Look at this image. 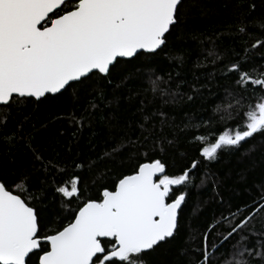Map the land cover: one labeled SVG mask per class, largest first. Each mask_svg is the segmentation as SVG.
<instances>
[{
    "label": "snow or ice",
    "instance_id": "6c2138e0",
    "mask_svg": "<svg viewBox=\"0 0 264 264\" xmlns=\"http://www.w3.org/2000/svg\"><path fill=\"white\" fill-rule=\"evenodd\" d=\"M194 6L195 0H0V264H152L153 253L180 235L193 190L218 184L209 165L225 153H264V0H235L236 23L226 30L239 47L208 50V80L230 82L214 112L187 117L181 128L165 111L194 99L181 91L183 80L153 67ZM174 59L184 62L183 55ZM130 67L141 73L135 93ZM207 86L193 87L194 94L205 99ZM125 99L138 118L110 150L73 156L72 141L96 123L111 124L114 115L106 112ZM60 102H70L69 110L53 116L74 131L63 151L56 139L49 151L37 140L36 114ZM182 142V164L172 171L176 163L170 169L162 157ZM18 154L29 158L23 168L14 166ZM125 155L136 161L130 174L89 195V175L93 185L106 180L111 169L100 165ZM256 187L243 207L205 229L201 243L181 251L191 258L187 264H264V180Z\"/></svg>",
    "mask_w": 264,
    "mask_h": 264
},
{
    "label": "trees",
    "instance_id": "16d2710c",
    "mask_svg": "<svg viewBox=\"0 0 264 264\" xmlns=\"http://www.w3.org/2000/svg\"><path fill=\"white\" fill-rule=\"evenodd\" d=\"M257 3L259 6V0H257ZM195 4L196 6L182 16L180 29L170 36L166 54L156 57L153 64L156 71L163 73L165 77L171 73L174 80H183L181 91L194 95L193 101L165 106V111L170 113L172 122L180 125L181 128V121L187 117L198 119L200 116L211 115L215 108L214 100L217 95L220 97L225 95L222 88L230 83L223 79L208 80L207 72L211 68V64L208 60H205L208 50L213 48L214 45L217 51H221L225 47H239L238 44H233V37L226 30L227 25L236 23L235 0H195ZM222 32L223 35L213 36V34ZM194 33L202 35L199 39H194ZM208 37H213V40H209ZM178 55L184 57L182 65H179L174 59ZM127 72L132 73L130 88L135 93L141 73L131 67ZM177 74L179 75L177 76ZM202 83L208 84L206 88H201L205 99H201L193 92V87L200 88ZM209 91L212 95H208ZM148 95L151 98V93ZM223 103H226V101ZM69 105L70 102H60L53 106H42L36 114L37 140L42 147L48 148L49 151L51 150V142L54 139L60 141L58 146L60 151L64 150V145L71 139V133L74 129L66 121L56 120L53 116L55 112L69 110ZM106 115H114L111 124L96 123L92 129H85L79 140L72 141L73 156L83 154L91 155L94 158L96 154H102L104 151L110 150L109 145L112 144L113 139L118 137L120 133L127 131L129 122L138 118L134 115L130 102L126 99L121 102L118 111L115 113L106 112ZM41 123H47L48 126L41 127ZM61 130H65V135H59ZM165 131L167 132L169 129ZM93 132H95V135L92 134ZM177 134L182 137L184 132L177 130ZM169 138H171V134ZM89 141H91V147ZM257 143H260V141H257ZM176 147L179 149L178 151L173 152L170 150L167 156L162 157V160L167 162L170 169L171 165L174 162L176 163L177 168L171 169L172 171L178 170L182 164L178 157L182 155L187 145L182 142ZM143 151L142 149L141 152ZM44 154L47 155L48 152L46 151ZM149 155L151 156L153 153L149 152ZM137 159L143 160L144 157L141 155ZM28 162V157L18 154L15 157L14 166L23 168ZM135 163V160H129L125 155L122 161L116 160L107 165L101 164V171L111 169V173L106 180H98L95 185L92 184L94 177L90 174L88 179L89 195L95 197L96 189L110 185L116 175L120 173L130 174ZM209 169L214 174L218 184L213 186L211 180H209L198 190H193L185 208L183 228L180 235L175 241L153 253L151 256L152 264H187L191 258L181 255V251L188 248L189 245L201 243L202 233L210 224L215 223V219H218L221 213L226 214L229 210H235L237 206L243 207L249 197L256 194L258 182L264 180V153L258 151L252 158L242 157L240 154L228 155L225 153L218 161L209 165ZM196 183L199 184V180ZM221 200H223V203H221ZM218 230L224 231L225 229L221 227ZM192 236H197V240L192 241L190 239Z\"/></svg>",
    "mask_w": 264,
    "mask_h": 264
}]
</instances>
